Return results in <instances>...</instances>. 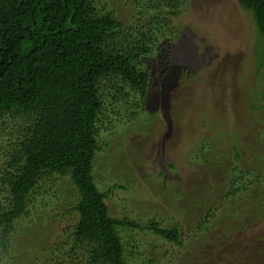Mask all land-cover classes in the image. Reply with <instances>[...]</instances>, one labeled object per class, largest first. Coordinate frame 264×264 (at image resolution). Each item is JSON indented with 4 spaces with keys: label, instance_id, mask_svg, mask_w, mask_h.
<instances>
[{
    "label": "trees",
    "instance_id": "obj_1",
    "mask_svg": "<svg viewBox=\"0 0 264 264\" xmlns=\"http://www.w3.org/2000/svg\"><path fill=\"white\" fill-rule=\"evenodd\" d=\"M144 1L152 9L143 27L126 25L102 0H0V162L4 161L0 179L7 187L3 197L0 193V264L11 258L16 263L28 229L50 216L45 210L51 202H67L59 211L72 221L65 235L53 242L54 264H131L119 226L150 229L183 244L179 226L163 227L156 219L140 224L113 217L106 202L109 193L100 189L94 174L101 149L98 123L107 103L133 95L146 102L151 84L147 65L172 48L173 19L189 4V0ZM238 2L252 14L258 41L264 43V0ZM189 37L183 35V45L189 46ZM164 38L170 43L163 49ZM241 145H232L230 174L227 151L217 159L203 142L195 154V160H201L200 168L195 163L197 168L208 176L215 177L216 172V179L223 178L230 189L242 184L232 192L233 198L247 190L242 183L247 174L240 165ZM262 178L264 165L253 181ZM216 185L212 181L207 190V226L229 222L221 219L226 211L219 213L215 207L222 202L217 200ZM249 209L242 210L238 219L257 230L264 224V208H254V213ZM33 215L38 222L31 219ZM245 218L249 220L244 222ZM233 231L229 228L224 235ZM218 235V247L223 249L227 238ZM48 260L36 261L48 264Z\"/></svg>",
    "mask_w": 264,
    "mask_h": 264
},
{
    "label": "rangeland",
    "instance_id": "obj_2",
    "mask_svg": "<svg viewBox=\"0 0 264 264\" xmlns=\"http://www.w3.org/2000/svg\"><path fill=\"white\" fill-rule=\"evenodd\" d=\"M102 1L126 25L144 27L152 9L143 0ZM172 24L176 31L173 40L169 37L172 48L167 47L170 40L162 39L166 53L147 65L151 84L146 102L133 95L106 105L98 123L101 149L95 179L109 193L106 202L113 217L140 224L156 219L163 227L179 226L181 245L150 229L119 226L131 264H264V224L254 230L247 227L249 219L244 221L247 226L238 219L242 210L250 208L249 213H254V208H264V194L258 192L264 190V179L253 181L264 165V43L258 41L252 14L238 0H189ZM181 34L190 36L189 46L183 45ZM203 142L216 158L229 153L231 159L222 158L229 171L233 143L244 145L240 165L247 174L242 181L247 190L238 198L231 194L242 184L230 189L223 178L217 180L216 172L210 177L197 168L201 160L195 159ZM210 178L217 182V200L222 199L215 207L219 213L226 211L221 219L229 222L207 226ZM6 188L0 179L2 197ZM56 204L51 202L45 210L50 216L40 223L42 228L39 224L28 229L16 263L41 264L36 261L40 257L54 264L53 242L72 225L70 217L59 211L67 202ZM34 216L31 219L38 222ZM220 225L226 227L222 230ZM225 228L234 231L225 236ZM218 234L227 238L223 249L218 247ZM16 263L12 258L4 262Z\"/></svg>",
    "mask_w": 264,
    "mask_h": 264
}]
</instances>
